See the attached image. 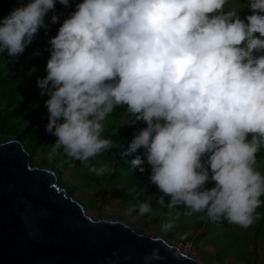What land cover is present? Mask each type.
<instances>
[{"label": "clouds", "instance_id": "obj_1", "mask_svg": "<svg viewBox=\"0 0 264 264\" xmlns=\"http://www.w3.org/2000/svg\"><path fill=\"white\" fill-rule=\"evenodd\" d=\"M228 2L80 0L50 38L47 75L38 78L48 96L46 128L57 137L53 153L62 150L97 175L112 171L93 158L113 147L104 122L126 106L133 117L126 124L146 126L122 155L143 149L131 164L151 166L158 203L244 228L256 223L264 206V0H247L246 18ZM56 4L19 0L0 18V53H24L50 27ZM151 211L150 201L128 209ZM172 227V220L163 225ZM159 259L157 249L145 257L146 264Z\"/></svg>", "mask_w": 264, "mask_h": 264}, {"label": "water", "instance_id": "obj_2", "mask_svg": "<svg viewBox=\"0 0 264 264\" xmlns=\"http://www.w3.org/2000/svg\"><path fill=\"white\" fill-rule=\"evenodd\" d=\"M202 264L165 238L94 217L17 138L0 141V264Z\"/></svg>", "mask_w": 264, "mask_h": 264}, {"label": "trees", "instance_id": "obj_3", "mask_svg": "<svg viewBox=\"0 0 264 264\" xmlns=\"http://www.w3.org/2000/svg\"><path fill=\"white\" fill-rule=\"evenodd\" d=\"M78 2L80 0H70L69 5H64L60 3V0H57L56 8L50 11L46 18L50 27L48 29L41 28L32 44L18 57L9 56L6 52L0 53V141L11 138L20 139L30 151L32 163L35 162L55 170L59 183L71 193H74V190L80 185L83 189L84 203L93 202V207L96 206L98 200L106 202L110 198L108 192L113 185L119 182L120 178H128V181L124 183V192H119L115 200L121 204L119 205L122 208L121 211L128 216L129 223L134 225L136 222L137 228L140 231L143 230L146 221L133 220L129 217L131 213L128 212V209L141 200L150 201L152 211L144 214L145 218L156 216L157 234L170 233V236H174L181 229L182 222L178 220L179 217H176L177 212L180 211L181 215L186 218L191 215L186 214L187 209L181 205L171 208L172 214L166 216L169 208L166 203L163 205L158 203L162 193L150 180L151 166L146 160L140 166L133 167L131 164V160L140 155L143 149L133 152L127 157L122 155L123 148L129 147L136 132L146 126V122L142 120L134 124H126L133 119L132 114L126 111V106H117L104 122L103 135L113 138V147L93 158L94 163H107L112 171L104 175H97L80 160L67 156L62 150L54 153L52 151V144L55 143L57 137L46 128L49 122V113L45 101L48 96L41 94L38 78L47 75L46 65L51 55L50 38L58 33L63 20L75 10V5ZM18 3L19 0H0V18L7 15ZM252 11L250 9L249 14ZM53 14L60 15L58 23H51ZM32 113L34 115L29 117ZM258 163L264 170V147L258 153ZM141 167L145 170L141 171ZM62 172L71 173L73 180L70 183L65 182L59 177ZM214 183V181H209L207 186L212 187ZM165 199L167 201L168 198ZM86 206L88 205L86 204ZM257 211L261 213V218L254 223L256 238L264 230V206ZM117 212L115 210L114 213ZM192 214L199 217L202 222L208 223V226L217 223V221L207 219L202 212ZM168 220L173 221V227L165 230L163 225ZM186 240L193 241L192 238Z\"/></svg>", "mask_w": 264, "mask_h": 264}, {"label": "rangeland", "instance_id": "obj_4", "mask_svg": "<svg viewBox=\"0 0 264 264\" xmlns=\"http://www.w3.org/2000/svg\"><path fill=\"white\" fill-rule=\"evenodd\" d=\"M246 3L247 0H229L226 8L240 10L239 14L241 18H246L250 11V8L244 7ZM33 115L32 113L29 117ZM33 164L37 163L34 162ZM59 177L68 183L73 180L69 172H62L59 174ZM126 181H128V178H120L119 184L116 183L110 188L108 192V197L110 198H108L106 202L98 200L94 207L93 202L86 203L88 206L84 203L82 199L83 189L80 185L77 184L78 187L74 190V193L68 191L67 188L66 190L80 200L88 213L92 216L96 218L109 217L129 223L128 216L121 211L122 208L119 206L121 204L115 200L119 192H124V183ZM115 210L118 212L114 213ZM167 212L166 216H169L172 214L173 210L168 209ZM177 213L176 217H179L178 220L182 222L181 229L175 234L176 236H170V233L165 235L157 234L158 224L156 216L145 218L146 216L144 214L140 215L138 212H132L129 217L133 220L138 219L146 221L142 231L165 238L168 242L177 245L186 253L196 257L202 264H264V230H262L260 235L256 238L254 234V224L244 228L224 220L223 222L217 221L215 225L212 224L208 226V223L205 221L202 222V220H199V217H195L193 214L186 218L181 215L180 211ZM202 214L205 215V213ZM137 225L138 224L135 222L132 226L139 230ZM190 237L193 241L186 240L188 238L191 239ZM184 239L186 241H183ZM187 242H189L188 245L186 244ZM189 245H191L190 248ZM197 247H199V249H197ZM254 251L256 252L254 253Z\"/></svg>", "mask_w": 264, "mask_h": 264}, {"label": "built area", "instance_id": "obj_5", "mask_svg": "<svg viewBox=\"0 0 264 264\" xmlns=\"http://www.w3.org/2000/svg\"><path fill=\"white\" fill-rule=\"evenodd\" d=\"M187 245L189 244V242L186 243ZM191 245H189V248H190Z\"/></svg>", "mask_w": 264, "mask_h": 264}]
</instances>
